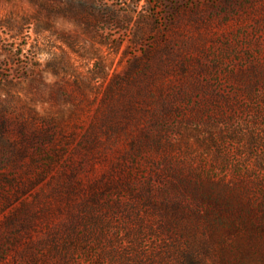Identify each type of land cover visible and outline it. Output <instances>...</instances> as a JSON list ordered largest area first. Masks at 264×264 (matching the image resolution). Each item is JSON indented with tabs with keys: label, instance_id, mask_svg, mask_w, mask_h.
Masks as SVG:
<instances>
[{
	"label": "rangeland",
	"instance_id": "rangeland-1",
	"mask_svg": "<svg viewBox=\"0 0 264 264\" xmlns=\"http://www.w3.org/2000/svg\"><path fill=\"white\" fill-rule=\"evenodd\" d=\"M188 247L264 264V0H0V264Z\"/></svg>",
	"mask_w": 264,
	"mask_h": 264
},
{
	"label": "trees",
	"instance_id": "trees-1",
	"mask_svg": "<svg viewBox=\"0 0 264 264\" xmlns=\"http://www.w3.org/2000/svg\"><path fill=\"white\" fill-rule=\"evenodd\" d=\"M178 206L179 205L176 204L175 202H169V201L164 204V208L168 210V212L177 209ZM172 257L175 258L178 262H180L179 264H207L204 262L203 258L198 255V253L195 251L193 247L182 248L179 249V251L177 250L176 252L173 251ZM224 260H225L224 258L223 260L216 258L213 264H225ZM243 263L244 262L242 261L239 262L238 264H243Z\"/></svg>",
	"mask_w": 264,
	"mask_h": 264
}]
</instances>
